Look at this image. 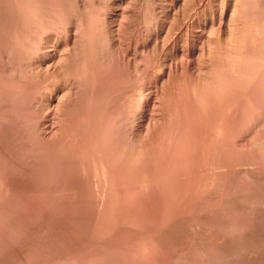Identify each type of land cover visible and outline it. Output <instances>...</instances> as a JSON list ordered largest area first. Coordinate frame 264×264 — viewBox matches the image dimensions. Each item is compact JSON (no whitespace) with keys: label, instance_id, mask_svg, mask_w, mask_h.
Segmentation results:
<instances>
[{"label":"rangeland","instance_id":"rangeland-1","mask_svg":"<svg viewBox=\"0 0 264 264\" xmlns=\"http://www.w3.org/2000/svg\"><path fill=\"white\" fill-rule=\"evenodd\" d=\"M224 1L0 0V264H264V0L230 58Z\"/></svg>","mask_w":264,"mask_h":264},{"label":"bare ground","instance_id":"bare-ground-1","mask_svg":"<svg viewBox=\"0 0 264 264\" xmlns=\"http://www.w3.org/2000/svg\"><path fill=\"white\" fill-rule=\"evenodd\" d=\"M24 1H25V0H24ZM117 1H118V0H117ZM235 1H236V0H227V1H224L225 4L223 3L224 6L221 8V10H220L221 12H219L220 14L218 13V15H219V20H218V21H219V25H218V26H219V27H218V26H216V27H218L217 32H219V33L216 34V35H219V36H216V35H215L216 37H214V38L219 37V39L222 41V45H220L221 42H220V43H218V41L216 42V43H218V45H217V50H218L217 53H219V55L221 54V50L219 51V49H218L219 45H220V47H221V46H224V47H223V48H225L224 51H227V52H226L227 54H228V53H231V50H233L232 48L236 47V45H239V44L241 45V43H244L245 39H251L250 36H252V34H255L257 31H258V32L260 31L259 29H258V30L256 29V25H258V24H256V22H257V20L259 21V19H258V18H259L258 15H257L258 18L255 17L256 15L254 16V11H253V9L251 10V12H253V14L250 12V9H249V8H252V6H249V8H248V6H246V5L249 4V3L251 4V0H249V1H250L249 3H247L248 0H243L245 3H247L246 5H245V3H243V2H242V3H243L244 5L240 3V4L243 5V6H241V5L238 4V3H237L238 5H236ZM253 1H254V0H253ZM182 2H183V1H182ZM238 2H240V1H238ZM254 2H255V1H254ZM254 2H253V3H254ZM258 2H259V1H258ZM30 4H31V3H30ZM122 4H123V3H122ZM178 4H179V3H178ZM221 4H222V3H221ZM256 4H257V3H256ZM239 5H240V8H237ZM257 5H258V4H257ZM260 5H261V1H260ZM263 5H264V2H263ZM263 5L261 6V10H262ZM236 6H237V7H236ZM244 6H246L247 11H249V12L252 14L253 17L249 18V17H250V14H249L247 11H244V12H243L244 9L246 10V8H244ZM255 6H256V5H255ZM255 6H254V9H255ZM241 7H243V9H242ZM257 7H259V6H257ZM236 8L239 9V10L242 9L243 16H244V13L246 14V12H247V14H249V17L246 18L247 15L244 16V17H243V16H240L242 12L240 13V11H237ZM120 9H121V7H120ZM248 9H249V10H248ZM263 9H264V8H263ZM123 10H124V8H123ZM256 11H257V9H256ZM258 11H259V10H258ZM120 12L122 13V10H120ZM237 12H238V13H237ZM260 12H261V11H260ZM26 13H27V12H26ZM239 13H240V14H239ZM260 14H261V13H260ZM262 14H263V12H262ZM119 15H120V14H119ZM171 16H172V15H171ZM238 16H240L241 19H239ZM260 16H261V15H260ZM121 17H122V14H121V16H119V19H120ZM237 17H238V18H237ZM242 17H243V18H242ZM254 17H255V18H254ZM164 18H165V16H164ZM244 18H246V19H244ZM252 18H253V19H252ZM254 19H255V20H254ZM262 19H263V18H262ZM117 20H118V19H117ZM163 20H164V19H163ZM237 20H238V21H237ZM240 20H241V21H240ZM119 21H120V20H118V22H119ZM260 21H261V19H260ZM260 21H259V22H260ZM262 21H263V20H262ZM118 22H117V23H118ZM259 22H257V23H259ZM168 23H169V22H168ZM262 23H264V21H263ZM119 24H121V23H119ZM119 24H117V25H119ZM217 24H218V23H217ZM217 24H216V25H217ZM121 25H122V24H121ZM263 25H264V24H263ZM166 26H168V25H166ZM203 26H204V25H203ZM115 27H116V26H115ZM258 27H259V28L261 27V26H260V23H259V26H257V28H258ZM119 28H121V27H119ZM254 28H255V29H254ZM261 28H262V27H261ZM73 29H75V27H74ZM202 29H203V28H202ZM252 29H253V30H252ZM115 30H117V29H115ZM118 30H119V29H118ZM203 30H204V29H203ZM261 30H262V29H261ZM73 31H74V30H73ZM73 31H72V33L76 32V31H74V32H73ZM252 31H253V33L250 34ZM254 31H256V32L254 33ZM118 32H119V31H118ZM205 32H206V31H205ZM258 32H257V33H258ZM260 32H261V31H260ZM260 32L258 33V35L260 34V35L263 37V38H262V37H261V38L264 39V36H263L264 34L262 35V34H261L262 32H261V33H260ZM120 33H121V32H120ZM257 33H256V34H257ZM203 34H204V33H203ZM206 34H207V32H206L204 35H206ZM256 34H255V35H256ZM71 35H73V34H71ZM255 35H254V36H255ZM258 35H256L257 38L260 37V35H259V37H258ZM74 36H75V35H74ZM201 36L203 37V35H201ZM67 37H68V36H67ZM206 37L208 38V36H206ZM74 38H75V37H74ZM114 38H115V37H114ZM198 38H199V37H198ZM207 38H204V39H206V41H207ZM214 38H213V41H215ZM257 38H256V40H257ZM118 39H119V38H118ZM120 39H121V38H120ZM202 39H203V38H202ZM262 39H261V42L264 41V40H262ZM216 40H217V39H216ZM258 40H260V39H258ZM73 41H74V40H73ZM204 41H205V40H204ZM253 41H254V40H253ZM253 41H249V42H251V44H253V43H252ZM57 42H58V41H57ZM61 42H62V41H61ZM65 42H67V41H65ZM115 42H116V41H115ZM119 42H120V41H119ZM257 42H259V41H257ZM257 42H254V44L257 43ZM261 42H259V43L257 44V46H258L259 44H261ZM73 43H74V42H73ZM120 43H121V42H120ZM198 43H200V41H199ZM211 43H212V42H211ZM213 43H214V42H213ZM213 43H212V44H213ZM263 43H264V42H263ZM57 44H58V43H57ZM202 44H203V43H202ZM202 44H201V45H202ZM204 44H205V43H204ZM204 44H203V45H204ZM214 44H215V43H214ZM251 44H250V46L253 47V45H251ZM61 45H62V44H61ZM115 45H116V44H115ZM196 45H197V44H196ZM196 45H195V48H197ZM201 45H199V46H201ZM199 46H198V47H199ZM243 46H244V44H243ZM247 46H248L247 49H249L250 46L246 44V47H247ZM262 46H263V45H262ZM262 46H261V47H262ZM57 47H58V46H57ZM70 47H71V45H70ZM203 47H204V46H203ZM252 47L250 48L251 50L249 49L250 51H252V49H253ZM255 47H256V46H255ZM261 47L259 46V48H261ZM54 48H55V47H53V49H54ZM189 48H190V47H189ZM191 48H192V47H191ZM199 48H202V46L199 47ZM237 48H239V47L237 46ZM237 48H235V49H237ZM240 48H241V47H240ZM240 48H239V49H240ZM259 48H258V50H259ZM262 48H264V47H262ZM262 48H261V49H262ZM56 49H57V48H56ZM202 49H203V48H202ZM220 49H222V47H221ZM242 49H244V48H242ZM255 49H256V48H255ZM261 49H260V51H261ZM48 50H49V49H48ZM51 50H52V49H51ZM244 50H246V49H244ZM262 50H263V49H262ZM234 51H235V50H234ZM237 51H238V49H237ZM237 51H236V52H237ZM242 51H243V50H242ZM246 51H247V50H246ZM246 51H244V52L246 53ZM250 51H249V52H250ZM44 52H45V51H44ZM54 52H55V51H54ZM196 52H197V51H196ZM196 52H195V53H196ZM198 52L200 53L201 50L198 49ZM203 52H205V51L203 50ZM240 52H241V49H240ZM249 52H248V53H249ZM262 52H263V51H262ZM52 53H53V52H52ZM116 53H118V52H116ZM120 53H121V52H120ZM199 53H198V54H199ZM201 53H202V52H201ZM201 53H200V54H201ZM223 53H224V52H223ZM223 53H222V54H223ZM226 53H224L223 55H225ZM245 53H243V54H245ZM250 53H251V52H250ZM43 54H44V55H43V57H42L41 59H43L44 61L50 60L51 57H52L51 51H46V52L43 53ZM55 54H56V53H55ZM181 54H182V53H181ZM198 54H195V55H198ZM227 54H226V55H227ZM232 54H234V53H232ZM241 54H242V53H240V55H241ZM243 54H242L241 56L244 57ZM53 55H54V54H53ZM190 55H191V54H190ZM201 55H202V54H201ZM201 55H200V56H201ZM217 55H218V54H217ZM219 55H218V57H219ZM223 55H222V57H223ZM226 55H225V61L228 60V58L226 59ZM229 55H230V54H228V57L230 58L231 55H230V56H229ZM235 55L237 56L236 53L234 54V57H236ZM246 55H247V57L249 58V56H251L252 54H251V55L246 54ZM238 56H239V54H238ZM220 57H221V56H220ZM234 57L232 56L231 58L233 59ZM245 57H246V56H245ZM52 58H53V57H52ZM236 58H237V57H236ZM236 58H235V60H232V59H231V60H232L231 62H230V60H229V62H228V61H227V62H228L230 65H231V64L234 65V63H232V62H236ZM238 58L240 59V57H238ZM239 59H238V60H239ZM243 59H244V58H243ZM43 60H42V61H43ZM52 60H53V59H52ZM238 60H237V63H239V64H240V63H243V60H242V59H240L241 62L238 61ZM251 60H252V59H251ZM251 60H250V62H252ZM53 61H54V60H53ZM53 61H52L51 63L55 64ZM225 61L223 62V59H222V64L225 63ZM247 61H249V60L246 59L245 62L247 63ZM250 62H249V64H252V63H250ZM237 63H235V67L233 66L234 69H236V68L238 67V66H236ZM222 64H220V65H222ZM225 64H226L227 66L229 65V64H227V63H225ZM41 65H42V64H41ZM45 65H47V64H45ZM48 65H49V62H48ZM223 65H224V64H223ZM223 65L220 66V67L223 68ZM226 65H225V67H226V70H227L226 72H228V76H225L226 72H224L225 74L222 75V76H225V78H226L225 81H227V82H230V81H232V80H233V81H236V80L232 79L233 77L231 78V76H230V78H231L230 81L227 80V78L229 77V72L232 71V73H233V70H234V69L232 68V70L230 71L231 66L229 65V67H227ZM237 65H238V64H237ZM240 65H242V64H240ZM246 65H247V64H246ZM49 66H50V65H49ZM53 66H54V65H53ZM243 66H245V65L243 64ZM51 67H52V64H51ZM218 67H219V66H218ZM218 67H217V68H218ZM220 67H219V69H221V70H219V69H218V70H219V71H222V68H220ZM225 67H224L223 71H225ZM241 67H242V66H241ZM250 67H251V66H250ZM46 68H48V67H46ZM212 68H213V67H212ZM217 68H216V70H217ZM238 68H240V67H238ZM238 68H237V70H235V71H239ZM214 69H215V68H214ZM214 69H213V70H214ZM228 69H229V70H228ZM216 70H215V72H213L212 70H210L209 73H211V71H212V73H216V72L218 73V70H217V71H216ZM223 71H222V72H223ZM235 71H234V72H235ZM240 72H241V71H240ZM240 72H237L236 74L239 75ZM209 73H208V74H209ZM241 73H242V72H241ZM241 73H240V74H241ZM219 74H220V72H219ZM222 74H223V73H222ZM203 75H204V74H203ZM211 75H212V74H210V75H206V76H207V77H208V76L210 77ZM230 75H231V73H230ZM204 76H205V75H204ZM214 76H216V75L214 74ZM214 76H213V79L215 78ZM217 76H218V74H217ZM217 76H216L215 79H217ZM209 77H208V78H209ZM220 77H221V75H220ZM220 77H218V80H217V81H219V80H220V81H221V80L224 81V79H221ZM236 77H237V75L234 76L235 79H236ZM201 78H202V77H201ZM201 78H200V79H201ZM205 78H206V77H203L201 80L203 81V79H204V81H205ZM219 78H220V79H219ZM238 78H239V77H238ZM206 79H207V78H206ZM209 79H211V77H210ZM228 79H229V78H228ZM201 80H200V82L198 81L199 86H200V84L202 83ZM207 80H208V79H207ZM237 80H238V79H237ZM204 81H203V82H204ZM209 82H213V81H209V80H208V84H209ZM215 82H216V80H215ZM227 82H226V83H227ZM236 82H237V81H236ZM236 82H234V83H236ZM206 83H207V82H206ZM206 83H204V84L206 85ZM219 83H220V85H221V87H222V85H223L225 82L222 83V81H221V82H219ZM221 83H222V84H221ZM198 84H197V86H198ZM208 84H207V85H208ZM210 84H212V83H210ZM210 84H209V86H210ZM215 84H216V83H215ZM215 84H213V85L215 86ZM217 85H218V84H217ZM220 85L218 86L219 88L216 86V88L219 89V91H220ZM232 85H233V84H231V87H232ZM197 86H196V87H197ZM199 86H198V88H196V89L198 90V92H199V93H200L201 91L204 92V91H203V90H204L203 88L206 87V86L203 87V84H202V86H201L202 88L199 87ZM223 86L225 87L226 85H223ZM227 86H228V84H227ZM224 87H223V88H224ZM229 87H230V86H229ZM229 87H226V88H229ZM231 87H230V88H231ZM202 89H203V90H202ZM208 89H209V88H208ZM210 89H213V86H211ZM61 90H62V89H61ZM199 90H201V91H199ZM206 90H207V89H206ZM206 90H205V91H206ZM214 90H216V89H214ZM222 90H223V89H222ZM226 90H227V89H226ZM226 90H224V91H226ZM59 91H60V90H59ZM207 91H208V90H207ZM209 91H211V90H209ZM209 91H208V92H209ZM216 91H217V90H216ZM229 91H230V90H229ZM196 92H197V91H196ZM196 92H195V93H196ZM198 92H197V93H198ZM202 92H201V93H202ZM222 92H223V91H222ZM231 92H232V89H231ZM51 93H52V92H51ZM57 93H58V92H57ZM206 93H207V92H206ZM206 93L204 92V94H206ZM219 93H221V91H220ZM56 95H57V94H56ZM56 95H55V96H56ZM195 95H196L197 97L202 96V94H200V95H199V94H195ZM207 95H208V93H207ZM52 97H53V96H52ZM59 97H60V96H59ZM54 98H55V97H54ZM203 98H204V97H203ZM203 98H202V99H203ZM208 98H209V97H208ZM197 99H198V98H197ZM202 99L200 98V100H202ZM59 100H60V99L58 98V103H59ZM54 101H56V104H57V100L54 99ZM205 101H206V100H205ZM51 102H52V101H51ZM198 102H201V101H199V99H198ZM202 102H204V101H202ZM202 102H201V103H202ZM49 103H50V102H49ZM53 103H54V102H53ZM50 104H51V103H50ZM47 107H48V106H47ZM49 107H50V106H49ZM53 107H54V105H53ZM55 107H56V105H55ZM51 108H52V107H51Z\"/></svg>","mask_w":264,"mask_h":264}]
</instances>
